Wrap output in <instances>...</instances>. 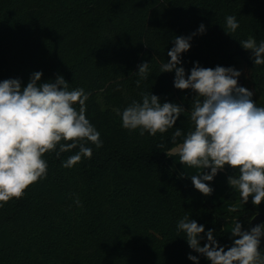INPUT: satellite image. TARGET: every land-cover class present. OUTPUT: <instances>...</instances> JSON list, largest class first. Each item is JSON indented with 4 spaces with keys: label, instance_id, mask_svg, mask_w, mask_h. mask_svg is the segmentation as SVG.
I'll list each match as a JSON object with an SVG mask.
<instances>
[{
    "label": "trees",
    "instance_id": "16d2710c",
    "mask_svg": "<svg viewBox=\"0 0 264 264\" xmlns=\"http://www.w3.org/2000/svg\"><path fill=\"white\" fill-rule=\"evenodd\" d=\"M229 15L239 23L231 35L224 31ZM201 24L206 31L181 56L186 74L197 62L236 69L242 60L264 106V65L254 66L239 42L264 40V0H0V82L26 86L36 71L42 82L62 75L70 90L90 94L86 116L103 141L100 148L89 143L92 157L72 168L62 165L78 148L59 158L46 153L47 178L0 207V264H194L189 254L210 264L177 231L180 219L187 214L205 233L213 229L227 250L236 221L249 230L251 218L264 214V202L240 201L228 184L238 170L227 165L208 182L210 196L195 189L190 175L198 170L172 152L183 141L172 143L175 127L185 133L191 127L187 112L155 137L123 128L118 115L146 92L190 108L194 93L176 89L175 73L160 67L175 36L196 33ZM143 62L150 73L138 87ZM232 205L237 212L228 211Z\"/></svg>",
    "mask_w": 264,
    "mask_h": 264
},
{
    "label": "clouds",
    "instance_id": "9594fccd",
    "mask_svg": "<svg viewBox=\"0 0 264 264\" xmlns=\"http://www.w3.org/2000/svg\"><path fill=\"white\" fill-rule=\"evenodd\" d=\"M238 27L235 16L226 17V34L235 33ZM205 31L201 24L196 33L175 36L174 46L167 52L170 59L160 67V73H175L176 89L194 93L189 109L162 103L157 95L146 92L141 94L142 102L134 100L118 115L123 128L139 129L141 136L147 132L155 137L174 128L187 112L191 127L187 133L175 127L172 143L180 137L183 141L172 152L179 155V163L198 170L190 175L195 189L210 196L214 189L208 182L227 165L238 170V174L228 177V184L238 192L240 201L245 205L251 197L252 204L259 206L264 202V106H258L254 93L238 84L241 72L233 67L205 68L197 62L186 74L181 56L190 50L192 37ZM239 42L252 53L254 66L264 65V40L257 43L248 38ZM136 73L139 87L149 77L150 63L139 64ZM42 76V71L33 72L26 86L19 79L0 82V207L13 198H22L31 185L47 178L46 153L55 152L59 158L61 153L78 148L62 165L72 168L83 158L92 157L89 143L96 148L103 146L100 132L86 116L90 94L83 88L70 90L62 75L43 82ZM186 174L181 173V178ZM74 203L83 206L79 197ZM237 210L236 205L228 208L230 213ZM177 231L210 264H264L260 250L264 223L242 230L236 221L230 230L232 246L227 250L219 244L213 229L205 233V227L187 214L177 222ZM201 234L207 238L203 246ZM188 259L199 264L198 256L189 254Z\"/></svg>",
    "mask_w": 264,
    "mask_h": 264
},
{
    "label": "rangeland",
    "instance_id": "374dc122",
    "mask_svg": "<svg viewBox=\"0 0 264 264\" xmlns=\"http://www.w3.org/2000/svg\"><path fill=\"white\" fill-rule=\"evenodd\" d=\"M236 70L241 72L240 76L243 78L244 86L254 93L253 96L255 98L260 99L261 97L259 95L257 88L255 87V85L252 81V77H251L250 71H249L246 63L244 61L240 60L237 63ZM249 228H250V224H249Z\"/></svg>",
    "mask_w": 264,
    "mask_h": 264
},
{
    "label": "water",
    "instance_id": "95a60500",
    "mask_svg": "<svg viewBox=\"0 0 264 264\" xmlns=\"http://www.w3.org/2000/svg\"><path fill=\"white\" fill-rule=\"evenodd\" d=\"M238 84H239L240 86L245 87V86H244L243 78H242L241 76L238 78ZM253 100L256 101V98H255L254 96H253ZM262 222H264V214H262V213H257V214H255V215L251 218V220H250V228H251V227H254V226H256V225H259V224H261ZM260 249H261L262 251H264V237H261Z\"/></svg>",
    "mask_w": 264,
    "mask_h": 264
}]
</instances>
